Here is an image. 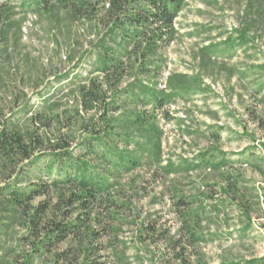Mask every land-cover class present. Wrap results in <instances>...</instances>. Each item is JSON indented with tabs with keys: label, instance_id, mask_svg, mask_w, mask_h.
Returning a JSON list of instances; mask_svg holds the SVG:
<instances>
[{
	"label": "trees",
	"instance_id": "1",
	"mask_svg": "<svg viewBox=\"0 0 264 264\" xmlns=\"http://www.w3.org/2000/svg\"><path fill=\"white\" fill-rule=\"evenodd\" d=\"M185 1L0 0V86L29 17L44 23L54 41L61 38L65 61L86 65L84 79L66 85L64 102L55 100L56 94L41 96L26 123L7 120L0 107V264H106L105 256L125 264L118 239L123 226L136 228L135 242L144 249L157 246L161 264H207L195 251L202 240V215L190 202L173 195L179 225L172 234L158 219L134 217L127 195L140 176L129 182L127 177L142 166L141 154L150 143L152 175L203 167L219 174L228 200L242 202L238 179L223 171L230 164L224 154L211 147L197 159L162 164L155 116L126 109L162 110L173 96L166 90L185 85V75L168 76L164 89L155 82ZM261 6L250 1L248 9L261 12ZM245 36L239 31L224 50L244 46ZM215 54L212 45L202 47L200 63L208 64ZM25 110L18 105V112ZM262 151L263 156L249 151L244 159L258 173L264 146ZM41 161L46 178L29 181L28 164ZM15 227L23 234L16 249L7 248L8 232ZM219 264H264V259Z\"/></svg>",
	"mask_w": 264,
	"mask_h": 264
},
{
	"label": "rangeland",
	"instance_id": "2",
	"mask_svg": "<svg viewBox=\"0 0 264 264\" xmlns=\"http://www.w3.org/2000/svg\"><path fill=\"white\" fill-rule=\"evenodd\" d=\"M250 1L257 0H186L175 20V39L160 55L161 69L155 79L164 89L168 76L185 75V85L166 90L173 96L162 110L126 107L155 116L162 164L197 159L211 147L230 161L223 171L238 179L239 205L224 196L219 174L203 167L168 177L152 175L150 143L141 154L142 166L127 177L129 182L134 174L140 176L127 191L134 217L158 219L173 234L179 225L174 194L200 211L202 240L195 251L207 264L264 259V162L261 173L244 162L249 151L263 156L264 146V0H259L261 12L249 10ZM239 31L246 32L244 46L234 42L235 46L224 50ZM23 33L0 86L5 118L21 124L37 110L41 96L56 94L55 100L64 102L66 85L79 83L86 72L85 64L64 60L65 45L60 37L56 41L50 37L44 23L29 17ZM208 45L216 54L203 65L198 56ZM18 105H26V110L18 112ZM75 135L79 139L81 134ZM132 140L143 143L144 139L134 136ZM29 165V181L46 178L42 161ZM136 183L141 188L138 192ZM22 234L20 228H12L5 247L16 249ZM135 236L134 226H123L119 233L125 264H161L158 247L144 249ZM104 259L106 264H116L109 256Z\"/></svg>",
	"mask_w": 264,
	"mask_h": 264
}]
</instances>
